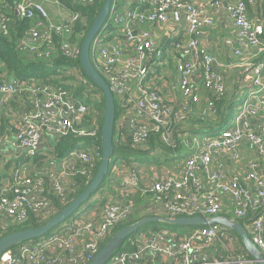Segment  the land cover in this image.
I'll use <instances>...</instances> for the list:
<instances>
[{
    "label": "built area",
    "instance_id": "2783aa9c",
    "mask_svg": "<svg viewBox=\"0 0 264 264\" xmlns=\"http://www.w3.org/2000/svg\"><path fill=\"white\" fill-rule=\"evenodd\" d=\"M43 1L55 7L63 6L62 0L14 1V13L20 19L37 16L34 25L44 28L42 34L34 30L33 25L26 31L18 46L20 53L33 52L37 59H50L57 52L69 58L80 56L77 44L67 42L68 33L79 19L76 20L75 11L65 22L52 23ZM127 1L112 0L108 17L90 44V58L120 107L119 126L126 125L135 146H145L154 135L173 154L177 152L171 117L181 123L191 110L192 100H199L193 91L194 76L202 77L208 92L225 93L223 78L213 69V57L199 48L201 29L213 22L205 11L206 7L224 10L237 28L239 39L244 44L256 46L261 52L251 53L243 62V76L249 74L251 78L250 83L241 89L245 88L248 94L238 101L232 119L223 129L217 133L207 132L201 136L203 138L199 134L189 135L190 140L184 143L182 152L177 153L186 154L180 173L145 182L136 175L135 167L126 166L124 175L119 172L117 187L118 199L122 201L109 202L100 219H70L61 225L60 230L29 241H36L32 244L37 245L22 246L23 242L4 250L0 254V264H24L27 259L34 264L87 263L99 251V242L128 214L132 203L125 202L124 198L135 192L147 200L150 211L168 218L219 216L223 214L226 200L232 219L244 222L251 241L264 258V175L260 167V159L264 158L262 22L257 23L249 16L244 0H210L204 7L196 6L194 0H129L124 6ZM247 1L253 3V0ZM92 2L94 0H73L79 5ZM7 6L4 0H0V31L4 33L8 31ZM169 21L179 27L168 35L170 48L165 52L162 44L156 41L154 32ZM177 37L180 38L174 40ZM50 47L53 50L49 53L45 49ZM167 55L177 57L175 70L181 96L177 108L171 101L166 102L164 91L155 85L156 81L165 78L161 69L168 62ZM198 66L201 74L197 73ZM158 68L160 70L156 71ZM74 69L71 74H75L88 90L93 89V85ZM15 95L20 100L22 97L24 104L18 118L15 121L10 118L11 124L7 128L10 131L0 136L3 158L0 174L3 176V169L9 166L11 169L13 159L20 163L8 172L10 177L0 183V233L25 222L28 209L34 213L45 209L51 211L50 202L44 195L52 191L63 196L66 190L73 188L77 177L91 178L94 156L99 155L97 147L92 148L94 156L83 148L73 149L64 157L53 153L52 144L61 137L74 134L95 138L98 134L96 127L80 126L87 106L74 100L71 92L35 77L27 80L12 77L0 82V107L8 105ZM210 106L209 102L208 112ZM46 143L49 146L42 148ZM245 147L252 150L255 157L240 165ZM39 153L46 155L41 170L22 171L25 165L21 167V158H27V164H30ZM116 171L117 165L114 164L111 168L113 182L118 180ZM21 174L25 175L21 177ZM64 181L71 186L65 185ZM227 228L213 223L193 228L185 236L168 234L173 244L163 239V233H155L149 238L142 237L143 243L132 252L113 253L104 264H257L240 245L237 246L239 237ZM50 247L55 248L53 255Z\"/></svg>",
    "mask_w": 264,
    "mask_h": 264
},
{
    "label": "trees",
    "instance_id": "16d2710c",
    "mask_svg": "<svg viewBox=\"0 0 264 264\" xmlns=\"http://www.w3.org/2000/svg\"><path fill=\"white\" fill-rule=\"evenodd\" d=\"M14 1L15 0H4V2L8 5L6 11L9 15V18L8 31L5 33L0 31V82L3 80H8L12 77L17 80H27L28 78L35 77L36 79H39L44 83L53 86H61L67 91L71 92V96L74 100L84 103L87 106V112L84 116V119L81 121L80 126L85 128L96 127L98 134L95 138L87 136H78L74 134H69L67 136L61 137L56 141V143L52 144V146L54 147L53 153L56 154L57 157H64L69 154L73 149L83 148L89 154H92L94 156L92 148L97 147L99 155L98 157L94 156V167L91 178L86 179L84 177H77L75 183L76 186L73 185V188L66 190L63 196L55 194L52 191H48L44 196L50 202L52 208L51 211L45 209L39 210L38 212L34 213L32 210L28 209L27 220L23 223L12 225L5 231H2L0 233V237L17 230L43 225L53 215H55L66 205H68L75 197L78 196L80 192H82L86 188V186L90 183L91 179L96 173L101 161L100 130L103 123V115L105 108L104 95L102 91L84 73L80 63L79 54H77L76 58H69L67 57V55L57 53L50 59H31L25 57L23 53H20L18 49L20 40L25 35L26 31L32 26V20L20 19L19 16L14 13ZM244 1L246 2L248 13H251V7L256 5L257 0H253V4L248 3L247 0ZM103 2L104 0H94V2L88 5H75L73 3L75 7L72 10L79 11L82 18H79L74 24L73 32L70 36L71 43H76L77 46L80 48L83 38L89 29V26L91 25L93 19L101 8ZM260 7L264 10V1L260 4ZM261 25L263 28V34L261 36V39L264 40V23H261ZM179 38L177 37L174 40H177ZM59 41L60 39H58V43ZM161 41L163 42L162 46L164 51L170 48V46L166 47V44H164L165 41L166 43H168V40H165L164 38ZM73 68H75L74 71L77 72L78 75H80L82 78H85L93 85V89L88 90L87 86L81 80H79L75 76V74H71ZM174 68L176 69L175 65ZM159 70L160 68H158L156 71ZM197 73H202L200 66L197 67ZM262 74L264 76V70ZM155 85L160 89L158 81L155 82ZM208 95L211 106L209 112L206 113V115H203L201 112L194 113L191 109L190 112L186 113L185 118L181 121V123L176 122L173 116L171 117V132L173 135V141L178 151H182V149H184V143L187 140H190L189 135L194 136L197 135L196 132L199 133V128L197 129V131H195L188 129L187 127V124L194 116L199 121H201L206 120V118H209L208 115H210L213 118L219 119L218 127L228 125L230 121L229 119L231 117V112L233 111L232 99L234 98V95L232 99L230 98V104L226 102L228 98V93H226V91L222 95L210 92H208ZM10 101H13V99ZM114 102L116 108L113 133L114 151L109 161L108 173L105 175L102 183L98 186L96 191H94L89 196L88 200L82 204V207L86 206L89 202L93 206L95 203H97V199L100 200L99 204L103 206L105 200L103 198H108L109 196L120 197V195H118L113 188L117 184V181L113 182V177H111V168L116 162L123 160L121 161L120 165L124 164L137 168L141 166L139 163L141 161H146L148 157H151L154 162H159V160L161 161L163 159H160L161 151H171V149L164 145V143L159 139L158 136L154 135L150 136L145 146H135L133 144L131 135L127 131L126 125L122 123L119 126L120 107L116 99H114ZM174 108H177V106H175ZM0 114H2V116L0 115V136H4L7 133V128L8 126H10V123L8 122L3 112H0ZM116 127H118L117 133ZM46 152L49 153L50 150H47ZM138 153H145L146 158L140 157ZM1 156L2 155L0 153V157ZM121 157H123L124 159H122ZM165 157L166 158L164 160H172V158H169L170 155ZM44 158L45 155L39 153L34 157V162H38L40 164ZM180 158L181 156L177 157L175 161V165H179L178 168L182 166V163L180 164ZM22 162H28V159L25 158ZM1 176L2 175L0 174V178ZM124 200L125 202L131 201L132 207L130 208L128 214L118 223H116L110 233L99 242V250L107 243V241L118 229L128 224H131L143 217L158 215L157 212L150 211L147 208V200L145 198L143 199L142 197H140L138 192L129 195L128 197L124 198ZM80 209L81 207H79L78 210L69 218H78L82 214H85L80 212ZM46 212H48V214H46ZM68 220L69 219H67L66 221ZM65 222L61 223L60 225L64 224ZM160 224L173 226L172 224H166L163 222L145 223L141 225L135 232L130 234L123 241L121 246L114 251V253L134 251L135 249H137L139 244L143 243L142 234H146L147 238H149L156 232H162L163 229L160 227ZM168 230L171 231L170 229ZM50 234L51 231L45 234L43 237L48 236ZM39 238H35L33 240H37ZM16 246L18 245L13 246L12 248Z\"/></svg>",
    "mask_w": 264,
    "mask_h": 264
},
{
    "label": "water",
    "instance_id": "95a60500",
    "mask_svg": "<svg viewBox=\"0 0 264 264\" xmlns=\"http://www.w3.org/2000/svg\"><path fill=\"white\" fill-rule=\"evenodd\" d=\"M112 0H104L101 8L93 19L87 33L85 34L82 44L80 46V63L84 73L87 77L102 91L105 100V108L103 115V123L100 130L101 139V161L97 168L96 173L91 179L86 188L78 194L68 205L62 210L53 215L43 225L26 228L11 232L0 237V254L15 245L21 244L27 241H33L35 238H39L49 233L53 228L57 227L61 223L65 222L78 208L88 200L89 196L96 191L98 186L102 183L105 175L108 173L109 161L114 151L113 146V133L115 124L116 108L114 102L113 93L110 90L104 77L94 67L90 58V44L94 36L100 31L104 25L111 6ZM148 222H163L166 224L179 225V226H197L208 225L213 223H221L232 230H234L240 237L245 249L253 257L258 264H264L263 255L260 253L256 245L251 241L246 229L240 222L234 221L228 216L219 215L213 217L203 216H179L176 218H166L161 216H146L131 224H128L118 229L107 243L92 257L86 264H104L118 249L123 241L133 232H135L141 225ZM165 239L173 244L171 238L168 235L164 236ZM174 248V246H173ZM175 250V248H174Z\"/></svg>",
    "mask_w": 264,
    "mask_h": 264
},
{
    "label": "crops",
    "instance_id": "0c3cea01",
    "mask_svg": "<svg viewBox=\"0 0 264 264\" xmlns=\"http://www.w3.org/2000/svg\"><path fill=\"white\" fill-rule=\"evenodd\" d=\"M206 1H210V0H194V3L198 7H204V6H206ZM128 3H129V0L123 4H124V6H126ZM209 12H210V15L212 16L211 18L213 20V22L211 24L212 26L210 27V25H205L201 29L200 35H199V48H200V51L202 50L206 53H209L213 57V69L215 72L219 73L222 76L223 81H224V85L226 88L225 91H226V93H228V97L232 99L233 95L237 91H239L245 85L250 83L251 76L249 74L245 75V77L243 76L244 75V73H243V62L245 60L249 59L251 53L259 54L261 52H258V48L256 46H249L247 44H244L239 39V36L237 33L238 32L237 28L234 26L232 20L228 17V15L226 14V12L224 10H214V11L211 10ZM252 18L255 19V21L257 23H261V22L264 23V19L261 17L259 9H257L256 14H254V15L252 14ZM178 27H179L178 25H175L171 21L162 25L160 28H158V30L156 29V31L154 32L156 41L158 43L160 42L163 45V42L161 40H163L164 38H165V40H167V38L169 37L168 35L171 32H173L175 29H177ZM150 28L154 29L152 26H150ZM158 31L161 34H158ZM167 56H168L167 58H169L168 62L161 69L162 73L165 75V78H161L164 80L159 79L161 81H158V83H159L162 91H165V90L169 91L170 90V88L167 85L166 77L169 78L171 76V73L168 69L169 64H171V66L173 67V70H174V78L176 80V83L174 84L172 81H170V87H171V85L172 86L177 85V90L179 92L178 74L174 68L177 57L172 56V55L171 56L167 55ZM229 71L234 72L235 75H232V76L229 75ZM193 79H194L193 84H192L193 89H194L193 91L199 97V100H200V102L196 105V107L199 111H201L202 109L204 111H206L204 108H200V107H202V104L206 105L205 99H207L206 97L208 96V91H205V95L202 94V89L204 87L203 83H202V77L197 78L194 76ZM244 89H241V92L244 91ZM197 91H198V93H197ZM168 94H169V92L165 91L166 101H171L170 97L167 96ZM179 94H180V92H179ZM235 95H234V100H237V97ZM230 102L231 101H229L228 103L230 104ZM23 104H24L23 101L21 102V105H20L17 100H13L10 103V107L13 110H17V112L18 111L20 112L21 108L23 107ZM235 110H236V108L231 112V117L229 120L232 119V117L235 113ZM10 118H11V116H10ZM10 118H7V120L8 119L10 120ZM17 118H15L13 120L15 121ZM127 120L128 119L125 118L126 122H127ZM13 130H15V128H13ZM7 131H10V130L7 129ZM198 131H199V134H202L203 132H206V129L202 128V129H199ZM244 150H245V152L250 151L246 147ZM177 152H182V151L177 150ZM180 154H181V156H183L184 153H180ZM123 157H121V158L124 159ZM121 161L122 160L115 163L117 165L116 173H118L115 175V177H116V179L118 178V180H116L117 184L113 188L118 195H120L119 189H117L119 177H120L119 172H121L122 175H124V170L127 166L124 164L120 165ZM260 167H261V171L264 175V158L260 159ZM181 169H182V166L179 167L177 173H179L181 171ZM135 170H137V168H135ZM117 198H120V197H117ZM99 201L100 200L97 199V203H95L93 206L89 202L86 206H84L83 208L80 209V212L88 214V217H91V215H92L94 219H97V220L100 219L102 216L104 208H102V206L99 204ZM120 201H122V199ZM157 214H158L157 216L168 218L167 216H165L162 213H157ZM231 214L232 213L228 207V203L226 200H224V210H223L222 215L228 216ZM193 216H197V215H193ZM186 217H192V216H186ZM71 218H74V217H71ZM71 218H68V219L70 220ZM231 219H232V217H231ZM237 222H240L242 225L244 224L243 221H237ZM219 224H221V223H219ZM221 225H223V224H221ZM199 226H203V225L187 226V227H191L193 229V228H196ZM223 226H225V225H223ZM225 227H227V226H225ZM227 229L231 233H236L234 230H232L229 227ZM156 233H163V232H156ZM165 235H168V234H165V233L162 234L163 239L165 241H167L164 237ZM237 236H238V234H237ZM144 238H147V237H144ZM239 245L247 253V255L251 256L248 253V251L245 249L240 237H239V241L237 243V246L239 247Z\"/></svg>",
    "mask_w": 264,
    "mask_h": 264
},
{
    "label": "rangeland",
    "instance_id": "374dc122",
    "mask_svg": "<svg viewBox=\"0 0 264 264\" xmlns=\"http://www.w3.org/2000/svg\"><path fill=\"white\" fill-rule=\"evenodd\" d=\"M264 0H257V3L255 6L251 7V10H252V14H256V11L257 9H259L260 11V15L261 17L264 19V10L263 8L260 7V4L263 3ZM63 6L61 7H55L53 6L52 4H50L49 2H45L43 1V6L45 7V12H46V15L47 17L50 19V22L52 23H59L61 21L65 22V20H67L69 18V16L72 14V10L75 5L73 4V0H66V1H63ZM250 4H253V3H250ZM214 11L213 9H210V8H205V11H207L208 15H210V12L209 11ZM249 13V16L252 18V14ZM75 14H76V20L78 18H82L81 14L79 11H75ZM204 14L201 15L202 19L204 18L203 16ZM212 17V16H211ZM30 20H32V28H34V30L36 29L37 32L41 33L43 32V27H38L36 24L34 25L35 21L37 20V16H35L34 18H29ZM253 19V18H252ZM75 20V21H76ZM255 20V19H253ZM213 21V20H212ZM257 24V23H256ZM204 25V23L202 24ZM169 26V25H168ZM212 25H210L211 27ZM72 30L71 29V32L68 33V40L67 42H70V36H71V33H72ZM158 34H161L159 31H158ZM55 44H56V40H55ZM164 44H166V47L170 46V42L166 43V41L164 42ZM46 51H48L50 53V51L53 50V47H50V48H46L45 49ZM165 52H167V49L165 50ZM58 53V52H57ZM55 53V55L57 54ZM24 56L27 57V58H36V54L33 53V52H24ZM168 69L171 73V76L169 78L166 77V80H167V85L168 87L170 88V90H165L167 92H169V94L167 95L168 97H170V100H171V103L174 105V106H177L180 101H181V96L177 90V85H171L170 87V81H172L174 84L176 83V80L174 78V70H173V67L171 66V64H169L168 66ZM229 75H235L234 72H231L229 71ZM204 89V90H203ZM202 89V94L205 95V91H207V88L204 86ZM165 91H164V94H165ZM198 92V91H197ZM32 94V93H31ZM248 94V91L247 90H244L242 92H239L236 97H237V101H240L241 98L247 96ZM13 95V94H12ZM12 95H9V96H12ZM13 100H17L18 103L20 104V97L18 95H15L12 97ZM207 99H205V103L206 105H203L202 104V107L200 108H204L206 111H204L202 109L203 112L205 113H208V107H209V95L206 97ZM230 101V98L228 97L227 98V101L226 102H229ZM233 101V109L234 107L236 106V101L232 100ZM21 102H22V97H21ZM200 102V100H198L196 102V100H192L191 102V109H192V112L194 113H197V112H200L196 105ZM10 103L11 101L8 103V105H3L0 107V112H3L5 114V117L6 118H11L12 119H15L19 116V111L17 112V110H13L11 107H10ZM196 107V108H195ZM238 107V106H237ZM236 107V108H237ZM191 111V110H190ZM2 116V114H0ZM204 115V114H203ZM206 115V114H205ZM209 118H206V120H201L199 121L195 116L189 121V123L187 124V127L188 129L190 130H195L197 131V129H206V132H203L202 134H199L198 132H196L197 134L200 135V138H203L201 136H205L207 132H210L211 133H214V131L217 133V131L223 129L225 126H220L218 127L219 125V119H216V118H213L212 116L208 115ZM8 122L11 124L10 120L8 119ZM127 131H128V128H127ZM49 145L52 144L49 140ZM47 143L46 144H42V148L46 145H48ZM48 145V146H49ZM179 153V152H177ZM154 154V153H153ZM242 154V153H241ZM44 155V154H43ZM138 155L142 158H146L145 156V153H138ZM169 158H172V160H164L166 157L165 156H169ZM180 155V154H179ZM185 153H184V156H181L180 158V164L182 163V160L184 159L185 157ZM46 157V155H45ZM242 159L240 161V165H243L245 163H247L248 160H250L251 158H254L255 157V154L254 152L251 150V151H246V152H243V155H241ZM163 158V159H162ZM160 159H162L161 161L159 160V162H154L151 157H148V159L146 161H141L139 164L141 166L137 167V170H136V175L139 176L140 178L143 179V181L145 182H150L152 181L153 179L155 178H161V177H164L168 174H178L177 171H178V166L179 165H175V161L177 159V157H173V153L172 151L168 152L166 150L164 151H161L160 152ZM45 160V159H44ZM44 160L41 161V163L39 164L38 162H32L30 164H27L28 162H25L23 163V158H21V167L23 165H25V168L22 169V171L24 172H35V171H40L41 170V167L44 163ZM123 161V160H122ZM20 163L19 160H15L13 159L10 164L13 165L11 167V169ZM143 163V164H142ZM2 166H3V158L0 157V171L2 170ZM10 169V166L7 168V169H3V173L4 175L1 177L0 179V183L1 181L3 180H6L10 177V174L8 173L9 171H11ZM180 173V172H179ZM25 174H21V177H23ZM65 185L67 186H71V184H68L69 182L67 181H64L63 182ZM74 186H76V184H73ZM105 199L104 200V204L102 206V208L107 205L109 202H114V201H120V199H118L117 197H108V198H103ZM81 208L82 205L80 206ZM230 218H231V215H228ZM82 217V218H81ZM88 218V214H82L79 218H71V219H87ZM91 218H93V216L91 215ZM160 227L163 229L162 232L163 233H167L169 235H180V236H185L187 235V233L191 230L190 227H187V226H179V225H173V226H169V225H165V224H160ZM61 229V225H58L57 227L53 228L51 230V233L52 232H55V231H58ZM168 229H170L171 231H169ZM151 233V232H150ZM143 236L142 237H147L146 234H142ZM36 241L34 242H25L23 244H21L22 246H25L27 244H32V243H35ZM32 245H37V244H32ZM51 254L53 255L54 254V250L55 248L54 247H50L49 248ZM24 264H34V263H31L29 262V260L27 259L25 261Z\"/></svg>",
    "mask_w": 264,
    "mask_h": 264
},
{
    "label": "bare ground",
    "instance_id": "6f19581e",
    "mask_svg": "<svg viewBox=\"0 0 264 264\" xmlns=\"http://www.w3.org/2000/svg\"><path fill=\"white\" fill-rule=\"evenodd\" d=\"M177 156H181V155H177V152H175V153L173 154V157H177Z\"/></svg>",
    "mask_w": 264,
    "mask_h": 264
},
{
    "label": "clouds",
    "instance_id": "9594fccd",
    "mask_svg": "<svg viewBox=\"0 0 264 264\" xmlns=\"http://www.w3.org/2000/svg\"><path fill=\"white\" fill-rule=\"evenodd\" d=\"M235 95V94H234ZM233 100H234V98H233ZM234 101H236V106H237V104H238V101L237 100H234ZM236 106L234 107V109L236 108ZM233 109V110H234ZM43 237V236H42ZM38 240V239H37Z\"/></svg>",
    "mask_w": 264,
    "mask_h": 264
},
{
    "label": "flooded vegetation",
    "instance_id": "af4514ba",
    "mask_svg": "<svg viewBox=\"0 0 264 264\" xmlns=\"http://www.w3.org/2000/svg\"><path fill=\"white\" fill-rule=\"evenodd\" d=\"M112 198V196H110Z\"/></svg>",
    "mask_w": 264,
    "mask_h": 264
}]
</instances>
